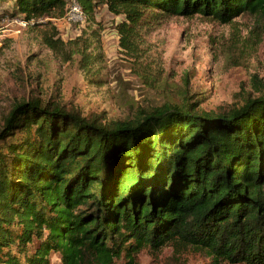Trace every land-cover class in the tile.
<instances>
[{
	"label": "trees",
	"instance_id": "obj_1",
	"mask_svg": "<svg viewBox=\"0 0 264 264\" xmlns=\"http://www.w3.org/2000/svg\"><path fill=\"white\" fill-rule=\"evenodd\" d=\"M74 1L88 21L100 4L122 15L125 51L141 29L174 16L231 24L264 12V0ZM68 2L13 6L31 23L63 16ZM57 34L45 41L60 51ZM259 91L223 114L167 103L105 122L38 98L14 104L0 125V264H49L52 253L62 264H138L142 249L166 245L203 249L216 264H264V84Z\"/></svg>",
	"mask_w": 264,
	"mask_h": 264
},
{
	"label": "rangeland",
	"instance_id": "obj_2",
	"mask_svg": "<svg viewBox=\"0 0 264 264\" xmlns=\"http://www.w3.org/2000/svg\"><path fill=\"white\" fill-rule=\"evenodd\" d=\"M72 2L61 17L26 25L13 0L0 2V125L14 104L34 98L105 122L167 103L188 102L197 111L223 114L260 95L262 11L245 13L231 24L201 15L174 16L141 29L137 49L125 51L116 26L122 15L100 4L95 21L71 22ZM55 29L56 38L66 43L60 51L45 41ZM137 61L141 66L135 70ZM126 262L122 258L116 264ZM137 263L216 264L203 249L174 245L157 254L144 248ZM49 264H62L60 254L52 253Z\"/></svg>",
	"mask_w": 264,
	"mask_h": 264
},
{
	"label": "built area",
	"instance_id": "obj_3",
	"mask_svg": "<svg viewBox=\"0 0 264 264\" xmlns=\"http://www.w3.org/2000/svg\"><path fill=\"white\" fill-rule=\"evenodd\" d=\"M67 17L71 22H84L85 14L81 5L77 1L72 2V5L68 9ZM27 23V21H23L24 25Z\"/></svg>",
	"mask_w": 264,
	"mask_h": 264
}]
</instances>
